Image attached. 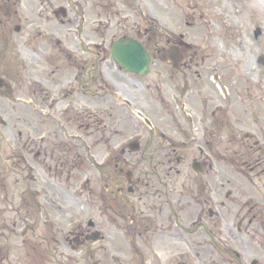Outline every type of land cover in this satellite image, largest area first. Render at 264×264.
Masks as SVG:
<instances>
[{
  "label": "flooded vegetation",
  "instance_id": "obj_1",
  "mask_svg": "<svg viewBox=\"0 0 264 264\" xmlns=\"http://www.w3.org/2000/svg\"><path fill=\"white\" fill-rule=\"evenodd\" d=\"M111 3L0 0V63L18 65L0 64V264H264V256L233 247L264 245L260 206L228 191L226 171L210 160L205 142L193 172L181 168V148L195 141L180 142L155 123L171 71L184 74L172 99L190 121L189 107L196 115L209 108L217 127L213 119L222 120L228 104L206 82L202 89L187 83L184 69L196 53L159 50L147 53L145 72L128 69L114 47L134 37L106 17ZM68 40L102 43L79 51ZM158 60L170 70L154 75ZM148 76L152 83H142ZM194 98L199 106L189 103ZM132 120L134 134L117 142L128 124L112 125ZM85 168L92 177L84 178ZM232 197L243 207L233 218ZM213 249L222 252L212 257Z\"/></svg>",
  "mask_w": 264,
  "mask_h": 264
},
{
  "label": "rangeland",
  "instance_id": "obj_2",
  "mask_svg": "<svg viewBox=\"0 0 264 264\" xmlns=\"http://www.w3.org/2000/svg\"><path fill=\"white\" fill-rule=\"evenodd\" d=\"M88 1H94L95 5L103 0ZM120 1L112 0L108 11L110 15H106L117 31L126 27L137 38L140 30L142 43L149 53H158L159 50L161 53H173L174 47L179 46L183 37L192 48L183 47L179 50L197 55L195 62L187 65L192 68L184 69L189 71L187 83L202 89L206 82L205 89L209 92L217 90L219 101L228 104L229 109L224 112L223 119L219 120L217 116L213 119V125L217 124V127L211 125L209 108L203 114L197 112L196 115L193 108L189 107L188 112L193 115L190 121L184 110L178 108L172 99L175 93L173 86L184 74L171 71L174 77L164 78L162 88L165 97L160 96L165 100L164 107L160 109L155 123L161 129L173 131L179 136L180 142L190 144L195 141L181 148L178 154L183 164L181 168L191 170L195 157H199L198 146L206 143L210 160L218 163V166L223 165L226 171L228 191L233 189L234 193L241 191L249 195V199L253 200L251 207L258 204L261 213H264V65L258 61L261 54L264 56V0H122L126 7ZM95 11L99 12L97 9ZM257 28H261L258 37L255 35ZM96 43L102 41L68 40L67 46L80 51V44H83L89 51H95L92 44ZM15 46L18 53H28L21 43H15ZM1 61L3 66L5 62L10 67L18 66L8 58L6 61L2 58ZM160 69L166 72L170 67L158 60L152 66V73L156 75ZM152 81L148 76L142 83ZM189 103L199 106L200 100L194 98ZM214 108L210 107L211 110ZM202 116L209 120L202 121ZM121 123L128 124V127L121 135H117V142L134 134L137 129L135 120L116 121L112 127ZM184 127L186 132H181L180 129ZM251 135L253 138H249ZM163 156L166 160V152ZM246 163L254 166L255 171L251 172ZM84 172V178L92 177L94 173L91 168H85ZM231 201L229 214L233 218L236 210L242 211L243 207L239 209L238 198L232 197ZM259 236L264 242V223H261ZM233 247L244 256L248 253L251 254L249 257H254V253L259 257L264 256V245L261 244L250 242L249 248L240 244H234ZM221 252L213 249L212 257Z\"/></svg>",
  "mask_w": 264,
  "mask_h": 264
},
{
  "label": "water",
  "instance_id": "obj_3",
  "mask_svg": "<svg viewBox=\"0 0 264 264\" xmlns=\"http://www.w3.org/2000/svg\"><path fill=\"white\" fill-rule=\"evenodd\" d=\"M261 33L260 29H257L256 36L258 37ZM189 47V45H186ZM114 53L117 54V58L130 70H139V72H145L148 62L149 56L147 55V50L142 46V44L137 40H126L124 42H117L114 47ZM123 53V54H119ZM138 53H145L144 61L142 63V69L139 68V58ZM181 53V52H177ZM259 63L264 65V58L259 59ZM175 64H179V59L175 60Z\"/></svg>",
  "mask_w": 264,
  "mask_h": 264
}]
</instances>
